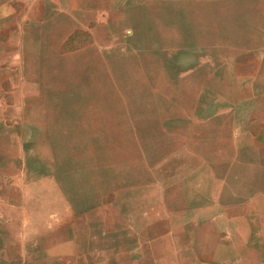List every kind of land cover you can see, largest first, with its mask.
Listing matches in <instances>:
<instances>
[{"label": "rangeland", "instance_id": "1", "mask_svg": "<svg viewBox=\"0 0 264 264\" xmlns=\"http://www.w3.org/2000/svg\"><path fill=\"white\" fill-rule=\"evenodd\" d=\"M263 1L0 0L7 125L10 111H22L20 130L0 143V188L26 233L38 226L36 253L53 249L52 264H63L68 241L70 264H77L79 237L86 257L95 241L129 237V219L111 234L115 208L126 216L146 196L158 205L163 192L195 184L223 197L247 185L242 175H264V150L261 165L237 159L242 144L257 137L264 144ZM78 97L93 102L76 107ZM78 110L98 116L55 133ZM53 130L71 173L86 158L84 198L66 199L56 211L65 166L54 162ZM84 138H91L89 155L75 144Z\"/></svg>", "mask_w": 264, "mask_h": 264}, {"label": "crops", "instance_id": "2", "mask_svg": "<svg viewBox=\"0 0 264 264\" xmlns=\"http://www.w3.org/2000/svg\"><path fill=\"white\" fill-rule=\"evenodd\" d=\"M227 1L222 0L220 4H225ZM255 2L261 3V0H255ZM4 17L2 11L0 15L1 34L5 30ZM5 53L4 44L1 43L0 143L3 144H5L7 134L20 130L22 117L20 109H13L10 111L13 114V122L7 125L4 96L6 81L5 57L3 56ZM81 102L88 104L93 102V99L78 97L71 103L77 107ZM94 114L96 113L92 115ZM92 115L89 113L84 116L79 110L77 114L69 111L68 115L63 116L62 128L58 132L53 130V140L58 137L54 136V132L69 133L71 126H80L87 121H93ZM57 116L58 119L54 121L59 120V115ZM102 116L104 115L99 116L100 119H103ZM109 122L106 124L110 125ZM76 132L85 133V130ZM88 133L92 132L88 131ZM90 140L91 138L88 140L84 138L75 144L81 147L80 149L84 151V154L86 152L89 155ZM51 142L53 145L51 151L55 161L52 160L59 163L61 167L65 166L60 170L61 186L57 191L58 196L62 194L65 198H62L58 203L53 202L51 204V210L56 211L58 204L67 205L66 199L68 201L71 198H84L86 190L83 185L85 176L82 167L86 163V158L79 157L77 175L73 174L70 171L69 156L59 153L61 146H56L57 142ZM67 144L71 145L68 140ZM64 147L66 146L62 144V148ZM263 150L264 144L258 137L254 138L253 142L246 145L242 144L237 158L239 164L242 166L263 164L261 161ZM254 174L248 177L242 175L243 181L247 182V185H239L236 189L231 187L224 192L226 196L223 197L209 196L208 190L200 191L195 184L193 189L163 192L164 201L158 205L150 202L146 196V200L137 203L143 206L140 207L142 209L137 211L138 206L133 205L134 210L129 214L126 213V216L122 212L118 213L115 208V211L113 213L110 211L111 214L109 215V223L113 222L111 234L126 226V230H129V237L123 243L115 241L107 246H102L101 240L95 241L92 246L93 251H89L91 254H88L91 255L90 257H86V244L80 245L83 239L79 237L77 264H87L88 261L93 264H264V186L262 187L260 184L262 181L264 183V175ZM194 176L196 183V174ZM76 179L77 188H74V180ZM204 193L205 196L202 199L200 196ZM173 197L175 200L173 199V204H170L168 201H171L169 199ZM165 198L169 199L165 200ZM10 207L6 202L4 189L0 188V264H27L30 260L33 264H52L54 262L53 249H51L50 255H46V257L36 253L38 226L35 225L37 230L34 229V234H27L26 228L18 220L20 217ZM63 219L65 221V217ZM128 219L129 224L126 223L124 227L122 225L119 227V220L127 221ZM25 220L29 219L25 217ZM100 220H102V215ZM104 220H107V217ZM56 222H62L60 216L53 217L51 220V231ZM48 226L46 227L47 231ZM98 231V236L102 238L100 223ZM49 242H51L50 239ZM61 246L66 250L60 260L63 264H70L71 256L68 247L71 245L67 241ZM33 252H35L33 255L35 259H30L32 256L30 254Z\"/></svg>", "mask_w": 264, "mask_h": 264}, {"label": "bare ground", "instance_id": "3", "mask_svg": "<svg viewBox=\"0 0 264 264\" xmlns=\"http://www.w3.org/2000/svg\"><path fill=\"white\" fill-rule=\"evenodd\" d=\"M152 36H153V33H152ZM70 108H72V107H70ZM71 110H72V109H71ZM53 141H54V142H57L58 140H57V139H54ZM93 157H94V155H93L90 159H93ZM93 172L95 173V170H93V169H90V170H89V174H90V175H93ZM128 198H129V197H128ZM118 210H119V209H118Z\"/></svg>", "mask_w": 264, "mask_h": 264}]
</instances>
